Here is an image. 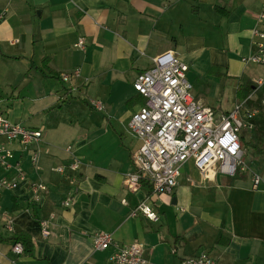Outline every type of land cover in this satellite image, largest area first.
Listing matches in <instances>:
<instances>
[{
  "label": "crops",
  "instance_id": "crops-1",
  "mask_svg": "<svg viewBox=\"0 0 264 264\" xmlns=\"http://www.w3.org/2000/svg\"><path fill=\"white\" fill-rule=\"evenodd\" d=\"M262 13L264 0H0V97L10 91L12 98L0 115L44 131L38 170L11 145L27 179L0 197L13 228L2 223L0 236L24 232L33 252L0 242V264H113V252L134 243L148 264L201 254L217 264H264V154L243 144L251 140L245 133V172L206 180L187 163L174 193L152 201L158 222L131 216L153 190L127 186L140 147L129 122L145 102L134 90L137 76L173 51L189 66L194 97L217 114L232 111L247 83L264 80V67L247 61ZM77 70L79 77L62 81ZM226 99L225 108L217 105ZM73 158L79 170L52 172ZM4 176L14 173L0 170ZM100 232L113 236L108 251L94 248Z\"/></svg>",
  "mask_w": 264,
  "mask_h": 264
},
{
  "label": "built area",
  "instance_id": "built-area-1",
  "mask_svg": "<svg viewBox=\"0 0 264 264\" xmlns=\"http://www.w3.org/2000/svg\"><path fill=\"white\" fill-rule=\"evenodd\" d=\"M252 35L256 54L247 61L264 67V13L260 15L259 24ZM77 47L85 50L84 39L79 40ZM188 72L189 66L170 51L156 57L152 66L140 73L134 82L135 92L145 102L129 122V128L140 141V147L132 154L135 172L128 177L127 186L129 191L136 192L141 188L142 181H146L152 185L153 195L141 201L131 213L132 217L141 214L152 222H158L160 218L152 201L174 193L187 163L192 162L206 180L217 175L233 178L239 172H245L242 135L244 131L254 129L259 112L250 107V96L264 91V81L256 82L250 98L238 103L232 111L217 114L212 107L194 97L193 85L187 79ZM79 76L77 70L72 76L63 75L62 81L69 82L72 77ZM93 105L102 110L99 103L93 102ZM262 105L264 107V94ZM0 140V170L14 173L12 179L7 176L0 179L1 197L4 191L14 190L18 182L27 179L22 160H17V152L11 145H18L23 158H27L32 167L38 170L43 155L44 131L29 129L0 115ZM67 151L70 153L71 147ZM80 166V160L73 158L69 165L54 167L52 172L66 175L68 171L79 170ZM253 182L257 187L261 179L255 176ZM32 186L39 192L48 193V186L42 182H34ZM72 205L71 198L64 203L66 207ZM4 222L12 231V222L6 219L0 207V226ZM43 234L48 236L50 233L44 229ZM113 246L111 234L100 232L95 235L96 251H108ZM13 251L23 254L24 246L15 244ZM110 261L113 264H148L145 249L139 243L115 250ZM181 264L217 263L209 255L201 254L186 258Z\"/></svg>",
  "mask_w": 264,
  "mask_h": 264
},
{
  "label": "trees",
  "instance_id": "trees-1",
  "mask_svg": "<svg viewBox=\"0 0 264 264\" xmlns=\"http://www.w3.org/2000/svg\"><path fill=\"white\" fill-rule=\"evenodd\" d=\"M251 86H252V83H247L245 85L244 87L245 95H248L251 92L250 91ZM255 126H256V132L253 134L252 139L249 141L248 144H246L245 140H243V144H245V146L247 145L250 146L252 149L257 151L259 154H264V115L261 114L260 117L256 119ZM142 186L146 187L148 191H150L149 194H151L153 187L150 183L146 181H142ZM0 242H9V243H13L14 245L21 243L24 246L25 253L31 254L33 252L32 241L30 237L24 232L18 233L8 239L2 238L0 236Z\"/></svg>",
  "mask_w": 264,
  "mask_h": 264
},
{
  "label": "rangeland",
  "instance_id": "rangeland-1",
  "mask_svg": "<svg viewBox=\"0 0 264 264\" xmlns=\"http://www.w3.org/2000/svg\"><path fill=\"white\" fill-rule=\"evenodd\" d=\"M197 72V71H196ZM259 81H264V80H259ZM256 82H258V81H256ZM255 82V83H256ZM254 83V84H255ZM254 84L252 85L253 87H254ZM252 87V88H253ZM251 92H250V94L249 95H246V96H244V97H246L244 100H246L250 95H251V93H253L254 91H252V90H250ZM2 93H4V95H2L1 97H2V99H1V97H0V109H2L5 105H6V102H9V100H11L12 98H11V95H10V91H3ZM6 94H8V95H6ZM263 94H264V91H262V93H261V91L260 92H256V93H253V95L252 96H250L251 97V102H250V107H253V108H255V109H257V110H259V112H258V116H257V118L256 119H258L259 117H260V115L262 114V115H264V107H263V105H262V100H263ZM26 97V95H21V99H24ZM243 97V98H244ZM249 97V98H250ZM242 98V99H243ZM15 99H17V95H15V97H14V99H13V101L12 102H14V100ZM242 99H241V101H242ZM2 100V101H1ZM199 101V100H198ZM227 101H228V99H226L225 101H221V102H219V103H217V105L218 106H220V105H222L221 107L222 108H225L226 107V103H227ZM250 101V100H249ZM240 103V102H239ZM238 104V103H237ZM236 104V105H237ZM235 105V106H236ZM235 108V107H234ZM224 114V113H223ZM256 132V126L254 127V129L253 130H246V131H244V133H245V137L247 138V139H252V137H253V134ZM0 141H2V140H0ZM247 149H246V147H245V155H244V160H243V163H244V166H246V162L247 161H250L249 160V157H248V153H247V151H246Z\"/></svg>",
  "mask_w": 264,
  "mask_h": 264
}]
</instances>
